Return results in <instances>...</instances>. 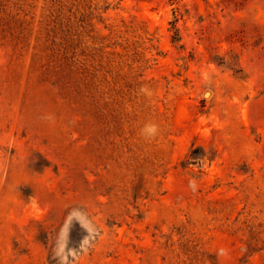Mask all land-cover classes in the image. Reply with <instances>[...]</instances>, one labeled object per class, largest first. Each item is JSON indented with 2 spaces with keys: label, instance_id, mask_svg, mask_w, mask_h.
Returning <instances> with one entry per match:
<instances>
[{
  "label": "rangeland",
  "instance_id": "rangeland-1",
  "mask_svg": "<svg viewBox=\"0 0 264 264\" xmlns=\"http://www.w3.org/2000/svg\"><path fill=\"white\" fill-rule=\"evenodd\" d=\"M0 264H264V0H0Z\"/></svg>",
  "mask_w": 264,
  "mask_h": 264
},
{
  "label": "clouds",
  "instance_id": "clouds-1",
  "mask_svg": "<svg viewBox=\"0 0 264 264\" xmlns=\"http://www.w3.org/2000/svg\"><path fill=\"white\" fill-rule=\"evenodd\" d=\"M141 91L146 92L147 95H151V93L148 92L146 89H141ZM159 132H160V129L157 124L147 123L141 129L140 135L144 137L146 140H154L159 135ZM190 187H193V190L195 191L194 181H190ZM221 254H223V250H221Z\"/></svg>",
  "mask_w": 264,
  "mask_h": 264
},
{
  "label": "bare ground",
  "instance_id": "bare-ground-1",
  "mask_svg": "<svg viewBox=\"0 0 264 264\" xmlns=\"http://www.w3.org/2000/svg\"><path fill=\"white\" fill-rule=\"evenodd\" d=\"M207 95H209V93Z\"/></svg>",
  "mask_w": 264,
  "mask_h": 264
}]
</instances>
